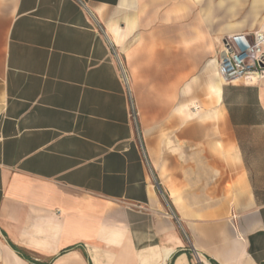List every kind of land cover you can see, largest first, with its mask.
<instances>
[{
	"label": "crops",
	"instance_id": "obj_1",
	"mask_svg": "<svg viewBox=\"0 0 264 264\" xmlns=\"http://www.w3.org/2000/svg\"><path fill=\"white\" fill-rule=\"evenodd\" d=\"M263 23L264 0H0V264H264V80L200 76Z\"/></svg>",
	"mask_w": 264,
	"mask_h": 264
},
{
	"label": "built area",
	"instance_id": "obj_2",
	"mask_svg": "<svg viewBox=\"0 0 264 264\" xmlns=\"http://www.w3.org/2000/svg\"><path fill=\"white\" fill-rule=\"evenodd\" d=\"M218 72L228 83L238 78L246 81L254 73L259 74L257 82L264 80V29L253 33L239 32L224 36ZM123 75L127 83V76L126 74ZM127 93L130 116L137 124L138 111L129 86ZM144 157L147 158L145 151ZM195 254L201 260V254L198 252Z\"/></svg>",
	"mask_w": 264,
	"mask_h": 264
},
{
	"label": "rangeland",
	"instance_id": "obj_3",
	"mask_svg": "<svg viewBox=\"0 0 264 264\" xmlns=\"http://www.w3.org/2000/svg\"><path fill=\"white\" fill-rule=\"evenodd\" d=\"M260 29H264V23L259 29L254 30V31H250L249 33H253V32L258 31ZM217 60L219 61V55L217 57ZM215 65L217 66V64H215ZM200 76L203 77L204 85H210V84L212 85V84H214V83H216L218 81L219 77L221 78V76L219 74H200ZM222 81H224V80L222 79ZM211 98H212L211 95H207V96L204 97L205 100H211ZM207 107H208L207 109L210 108L209 105Z\"/></svg>",
	"mask_w": 264,
	"mask_h": 264
},
{
	"label": "bare ground",
	"instance_id": "obj_4",
	"mask_svg": "<svg viewBox=\"0 0 264 264\" xmlns=\"http://www.w3.org/2000/svg\"><path fill=\"white\" fill-rule=\"evenodd\" d=\"M251 75L252 76L249 79H246V82H248V83H254V82H257L259 80V74L254 73V74H251Z\"/></svg>",
	"mask_w": 264,
	"mask_h": 264
}]
</instances>
